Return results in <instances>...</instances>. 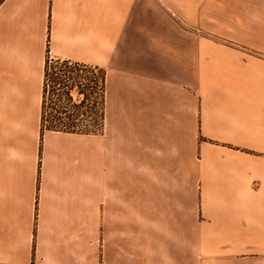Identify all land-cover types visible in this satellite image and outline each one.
<instances>
[{
	"label": "crops",
	"instance_id": "crops-1",
	"mask_svg": "<svg viewBox=\"0 0 264 264\" xmlns=\"http://www.w3.org/2000/svg\"><path fill=\"white\" fill-rule=\"evenodd\" d=\"M0 264H264V0H0Z\"/></svg>",
	"mask_w": 264,
	"mask_h": 264
},
{
	"label": "trees",
	"instance_id": "trees-1",
	"mask_svg": "<svg viewBox=\"0 0 264 264\" xmlns=\"http://www.w3.org/2000/svg\"><path fill=\"white\" fill-rule=\"evenodd\" d=\"M53 63V68L56 65H63L64 62H59L57 59H46L44 67L43 77V95L48 90L49 93H54L58 89L57 82L51 81V85L47 83L48 66ZM47 84L49 89H47ZM93 94L95 99L94 111L89 114H79L76 112H70L63 106V110H57L55 108L45 109L43 107L45 98L42 101V109L40 114V130L44 129L59 130V131H74L80 133H95L102 130L104 113H103V86H104V70L102 68L95 67L93 72ZM68 95V93H66ZM67 98L70 99L68 95ZM55 105V103H52ZM85 120L86 124L81 122Z\"/></svg>",
	"mask_w": 264,
	"mask_h": 264
},
{
	"label": "rangeland",
	"instance_id": "rangeland-1",
	"mask_svg": "<svg viewBox=\"0 0 264 264\" xmlns=\"http://www.w3.org/2000/svg\"><path fill=\"white\" fill-rule=\"evenodd\" d=\"M67 70H69V68L66 66H62V65H58V66L56 65V67L53 68V63L51 62L50 65L48 66V73L46 77L47 83L51 85V81L59 82L58 87H60L62 79L64 78ZM47 106L55 108L57 110H63V105L60 103H55V105L48 103ZM68 110H70V112H74V110H71L70 108ZM82 124H86V121L83 120L81 122V125Z\"/></svg>",
	"mask_w": 264,
	"mask_h": 264
}]
</instances>
